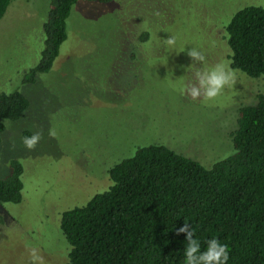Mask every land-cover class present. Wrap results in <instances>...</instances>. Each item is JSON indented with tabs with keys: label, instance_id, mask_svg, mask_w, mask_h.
<instances>
[{
	"label": "rangeland",
	"instance_id": "1",
	"mask_svg": "<svg viewBox=\"0 0 264 264\" xmlns=\"http://www.w3.org/2000/svg\"><path fill=\"white\" fill-rule=\"evenodd\" d=\"M250 5L264 0L81 1L53 68L24 84L44 48L50 0L13 2L0 20V93L18 90L30 106L26 117L2 122L0 180L17 160L24 189L20 204H0V264H32V248L42 264H65L63 213L106 191L111 168L140 148L164 146L205 168L233 154L239 109L264 95V77L235 70L236 84L208 102L184 90L196 70L232 69L225 28ZM192 47L206 63L187 71ZM34 133L42 139L30 151L22 138Z\"/></svg>",
	"mask_w": 264,
	"mask_h": 264
},
{
	"label": "trees",
	"instance_id": "2",
	"mask_svg": "<svg viewBox=\"0 0 264 264\" xmlns=\"http://www.w3.org/2000/svg\"><path fill=\"white\" fill-rule=\"evenodd\" d=\"M16 0H0V20ZM50 0L39 62L24 79L48 73L68 39L67 21L79 2ZM231 67L264 77V7L245 6L226 25ZM150 34H139L146 43ZM30 101L20 91L0 93L2 122L26 117ZM231 139L234 152L205 168L164 146L140 148L109 171L108 189L85 206L63 213L60 229L69 245L65 264H184L185 222L201 251L212 238L226 244L228 264H264V95L239 109ZM24 166L12 161L0 180V204L23 201Z\"/></svg>",
	"mask_w": 264,
	"mask_h": 264
},
{
	"label": "clouds",
	"instance_id": "3",
	"mask_svg": "<svg viewBox=\"0 0 264 264\" xmlns=\"http://www.w3.org/2000/svg\"><path fill=\"white\" fill-rule=\"evenodd\" d=\"M168 46L175 45V38L167 39ZM187 55L194 62L187 71L191 70L195 64L206 63V56L202 50L192 47L187 52ZM194 80L185 87V93L193 101L203 100L204 102L214 101L217 97L223 94L226 88L236 84V72L227 66L225 62H219L211 68L205 67L201 70L193 72ZM7 124V121L4 122ZM49 135L54 136L55 132L50 131ZM42 135L34 133L31 136L22 138L24 147L28 150H35L40 143ZM177 236L184 234L186 236V247L184 250V264H228L230 254L226 244H223L216 238L207 241V247L201 251L200 241L195 239V232L191 225L185 222L183 227H180ZM29 255L32 264H42V257L39 256L38 250L32 248L29 250Z\"/></svg>",
	"mask_w": 264,
	"mask_h": 264
}]
</instances>
